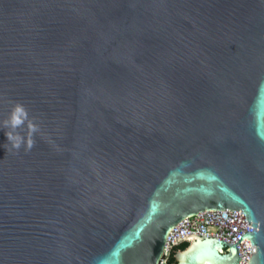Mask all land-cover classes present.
<instances>
[{
	"label": "water",
	"instance_id": "1",
	"mask_svg": "<svg viewBox=\"0 0 264 264\" xmlns=\"http://www.w3.org/2000/svg\"><path fill=\"white\" fill-rule=\"evenodd\" d=\"M212 210L244 212L264 264V0H0V264H161ZM237 244L194 236L177 264Z\"/></svg>",
	"mask_w": 264,
	"mask_h": 264
},
{
	"label": "built area",
	"instance_id": "2",
	"mask_svg": "<svg viewBox=\"0 0 264 264\" xmlns=\"http://www.w3.org/2000/svg\"><path fill=\"white\" fill-rule=\"evenodd\" d=\"M253 226L249 225L246 215L240 211L212 210L186 218L171 231L161 264H168V259L175 247L188 243L194 236H211L237 244ZM241 256L240 264H248L256 247L247 239L237 244Z\"/></svg>",
	"mask_w": 264,
	"mask_h": 264
},
{
	"label": "clouds",
	"instance_id": "3",
	"mask_svg": "<svg viewBox=\"0 0 264 264\" xmlns=\"http://www.w3.org/2000/svg\"><path fill=\"white\" fill-rule=\"evenodd\" d=\"M25 125H27V139L19 132ZM2 128L8 129L7 139L17 152L21 147H25V151H30L35 146L33 137L40 131L39 126L30 118L27 108L21 103L12 106L8 118L3 121Z\"/></svg>",
	"mask_w": 264,
	"mask_h": 264
},
{
	"label": "trees",
	"instance_id": "4",
	"mask_svg": "<svg viewBox=\"0 0 264 264\" xmlns=\"http://www.w3.org/2000/svg\"><path fill=\"white\" fill-rule=\"evenodd\" d=\"M188 246V243H183L177 247H175L174 251L171 253L168 259V264H177L176 254L179 250H183Z\"/></svg>",
	"mask_w": 264,
	"mask_h": 264
}]
</instances>
